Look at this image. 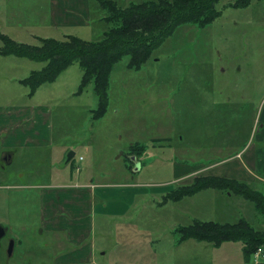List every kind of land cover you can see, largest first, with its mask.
<instances>
[{
	"label": "rangeland",
	"instance_id": "obj_1",
	"mask_svg": "<svg viewBox=\"0 0 264 264\" xmlns=\"http://www.w3.org/2000/svg\"><path fill=\"white\" fill-rule=\"evenodd\" d=\"M88 1L89 25L64 29L49 23L50 0H0V33L29 45L66 36L97 41L108 25L101 20L105 13L97 0ZM118 1L126 7L147 0ZM235 1H220V16L205 28L179 27L141 69H128V56L119 61L110 74L108 111L99 120L93 118L98 107L94 83L78 93L83 74L78 63L31 94L22 81L45 64L0 53V116L9 117L19 108L29 113L38 109L45 117L33 122H43L50 137L43 146L21 149L0 177L15 178L21 172L33 177L31 184L61 183L62 177H79L81 170L83 177L110 184L97 191L90 238L84 243H94V259L79 264H254L253 257L245 260L241 242L217 247L195 240L199 247H186L190 239L180 242L178 233L194 221L240 219L264 230V218L253 202L216 189L176 201L166 198L178 188L177 177L186 184L190 177L212 175L215 162L227 169L238 165L240 175L246 166L254 173L248 157L264 159V0L245 8L231 6ZM135 144L145 147L139 162L128 155ZM70 153L75 156L68 161ZM253 188L264 192V183ZM1 193L4 220L13 224L18 209L31 213L34 202L26 218L37 227L40 197L35 190L4 187ZM62 242L68 250L64 237ZM180 245L181 253L189 248L195 255L176 259Z\"/></svg>",
	"mask_w": 264,
	"mask_h": 264
},
{
	"label": "trees",
	"instance_id": "obj_2",
	"mask_svg": "<svg viewBox=\"0 0 264 264\" xmlns=\"http://www.w3.org/2000/svg\"><path fill=\"white\" fill-rule=\"evenodd\" d=\"M223 0H147L131 3L126 7L118 0H97L105 16L101 19L108 28L97 41L66 36L63 40L41 38L40 45L17 42L0 33L3 55L15 54L45 64L42 71H34L22 81L33 94L43 83L53 82L72 64L82 69L81 93L90 83L98 97V107L93 118L101 119L109 107L110 74L114 66L128 56L127 68L139 70L152 53L183 25L205 28L221 14L217 5ZM253 0H236L233 7L245 8ZM145 147L132 145L128 155L140 158ZM130 162V161H129ZM133 164V162H132ZM132 164L127 168L132 170ZM204 189L230 192L253 202L255 210L264 218V192L234 179L219 176H197L189 186H180L166 198L180 200ZM179 241L197 240L210 242L219 247L225 242H241L247 260L256 249L264 245V230L255 228L249 221L240 219L236 223H215L194 221L178 230Z\"/></svg>",
	"mask_w": 264,
	"mask_h": 264
},
{
	"label": "crops",
	"instance_id": "obj_3",
	"mask_svg": "<svg viewBox=\"0 0 264 264\" xmlns=\"http://www.w3.org/2000/svg\"><path fill=\"white\" fill-rule=\"evenodd\" d=\"M48 7V19L53 27L69 29L89 25L91 13L88 0H50ZM15 113H11L9 117L5 116L2 118L0 116V129L7 133V136L3 135L2 137V145L4 147L16 148L19 151L18 153H20L21 149H27L30 146H43L44 143H48L50 139L48 127L43 122L37 121V124L33 122V118L43 119L45 113L38 109H32L31 113H29L28 109L24 110L23 108H19ZM253 157H248L247 163L256 166L254 173L251 169H247L246 166L242 175H240L241 170L238 165H232L227 169L222 167L225 163L219 162L218 164V162H215L217 163V166H215L216 172L212 176L234 179L252 187L257 182L264 183V177L258 176L259 173L264 174V164H262L264 159H262V155L261 158L255 159ZM134 159L139 162L138 158L135 157ZM215 163L209 165L210 170L214 168L213 164ZM79 171V177H62L61 183H52L47 180L46 182L32 184L40 197V204L45 216L44 224L49 232L50 241L54 237L51 235L54 232H60L59 234L63 235L62 237L65 238L66 243L70 246L65 252V261L72 264L85 263L94 259V243L91 242L87 245H84V243L90 238L93 222L92 215L96 211L94 205H96L97 191L100 188L104 189L110 186V184L96 183L94 177H83L82 171ZM131 171H134V169ZM254 174H257V177H248ZM16 176L22 177L23 174L19 172ZM196 178L197 176L190 177V180L187 181L188 183L181 184L180 177H177L176 183L178 187L189 186ZM168 186L170 187L172 184H168ZM37 188H39V191ZM194 241L191 239L185 242L186 247H193V244L199 247L200 243H194ZM182 245L176 248L177 251H174L176 259L180 257L189 259L195 255L193 252L190 253L189 248H186L185 253H181ZM204 250L205 253L207 248H204ZM241 250L244 255L243 248ZM106 253L102 252L101 254L104 256ZM244 258L247 260V257L244 256ZM223 263L229 264L226 261Z\"/></svg>",
	"mask_w": 264,
	"mask_h": 264
},
{
	"label": "flooded vegetation",
	"instance_id": "obj_4",
	"mask_svg": "<svg viewBox=\"0 0 264 264\" xmlns=\"http://www.w3.org/2000/svg\"><path fill=\"white\" fill-rule=\"evenodd\" d=\"M3 135L7 136V133L0 129V171L4 170L6 166H10L19 152L16 148L2 145ZM5 178L7 179L0 177V214L3 212L4 195L1 191L4 187L5 189L18 192L24 190L31 193L36 190L29 183L32 177ZM5 181L15 182L12 185L4 186L3 183ZM34 206L33 202L31 209L34 210ZM28 209L30 210L29 207ZM33 210L31 213L29 212L30 214L24 213L20 207L15 215L17 221H13V224L11 221L9 223L4 220L3 216L0 215V264H72L65 261L66 249L62 242L63 237L59 234L60 232L51 234L54 237L50 241L49 232L44 224L45 216L41 204L38 210L39 222L37 227H34L35 223L33 221L31 222L26 218L28 215L31 217Z\"/></svg>",
	"mask_w": 264,
	"mask_h": 264
},
{
	"label": "built area",
	"instance_id": "obj_5",
	"mask_svg": "<svg viewBox=\"0 0 264 264\" xmlns=\"http://www.w3.org/2000/svg\"><path fill=\"white\" fill-rule=\"evenodd\" d=\"M254 264H264V245L259 246L253 255Z\"/></svg>",
	"mask_w": 264,
	"mask_h": 264
},
{
	"label": "water",
	"instance_id": "obj_6",
	"mask_svg": "<svg viewBox=\"0 0 264 264\" xmlns=\"http://www.w3.org/2000/svg\"><path fill=\"white\" fill-rule=\"evenodd\" d=\"M75 156V153H70L68 156V161H71Z\"/></svg>",
	"mask_w": 264,
	"mask_h": 264
}]
</instances>
